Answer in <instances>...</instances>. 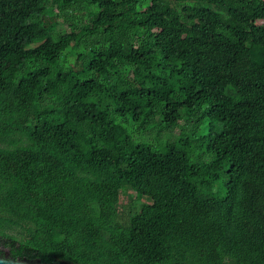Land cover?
Returning <instances> with one entry per match:
<instances>
[{"label": "trees", "instance_id": "trees-1", "mask_svg": "<svg viewBox=\"0 0 264 264\" xmlns=\"http://www.w3.org/2000/svg\"><path fill=\"white\" fill-rule=\"evenodd\" d=\"M0 255L264 264V0H0Z\"/></svg>", "mask_w": 264, "mask_h": 264}, {"label": "water", "instance_id": "water-1", "mask_svg": "<svg viewBox=\"0 0 264 264\" xmlns=\"http://www.w3.org/2000/svg\"><path fill=\"white\" fill-rule=\"evenodd\" d=\"M0 264H41V261L30 260L27 258H11L9 255L2 256L0 255Z\"/></svg>", "mask_w": 264, "mask_h": 264}, {"label": "rangeland", "instance_id": "rangeland-1", "mask_svg": "<svg viewBox=\"0 0 264 264\" xmlns=\"http://www.w3.org/2000/svg\"><path fill=\"white\" fill-rule=\"evenodd\" d=\"M183 122V121H182ZM177 130V129H176ZM129 196L131 195V193H127ZM122 199H123V201H127L128 199H127V195L126 196H124V197H122ZM148 202V199L147 198H142L141 199V201H140V203H142V204H144V203H147Z\"/></svg>", "mask_w": 264, "mask_h": 264}]
</instances>
